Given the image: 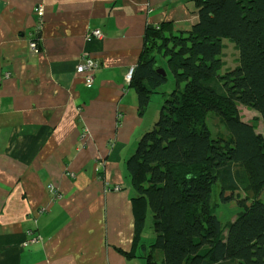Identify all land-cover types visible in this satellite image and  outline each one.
<instances>
[{"label": "crops", "instance_id": "0c3cea01", "mask_svg": "<svg viewBox=\"0 0 264 264\" xmlns=\"http://www.w3.org/2000/svg\"><path fill=\"white\" fill-rule=\"evenodd\" d=\"M192 8L0 0V264H142L125 163L162 101L151 96L140 114L127 74L147 28L188 32ZM85 57L95 62L91 85L76 72Z\"/></svg>", "mask_w": 264, "mask_h": 264}, {"label": "trees", "instance_id": "16d2710c", "mask_svg": "<svg viewBox=\"0 0 264 264\" xmlns=\"http://www.w3.org/2000/svg\"><path fill=\"white\" fill-rule=\"evenodd\" d=\"M190 2L198 22L178 34L168 24L148 27L129 80L140 114L167 81L157 56L176 86L125 163L134 246L151 215L149 253L140 245L146 264H158L154 249L162 264H264V0ZM223 39L234 43L239 66L220 74ZM239 107L258 113L262 133ZM208 113L225 123V134H212ZM217 195L237 202L226 226L212 213Z\"/></svg>", "mask_w": 264, "mask_h": 264}, {"label": "rangeland", "instance_id": "374dc122", "mask_svg": "<svg viewBox=\"0 0 264 264\" xmlns=\"http://www.w3.org/2000/svg\"><path fill=\"white\" fill-rule=\"evenodd\" d=\"M223 50L221 54V59L224 61V67L220 71V74H224L226 71H230L233 68L239 66V52L235 48V45L232 41L229 39H223ZM157 66L161 67L164 71L167 72L166 77L167 81L164 85L160 88V93L152 95V98H159L162 102L160 104V108L166 98L169 97L170 93H172L173 89H175V82L173 80V76L170 73L166 59L162 58L161 56L157 57ZM154 107L152 108V114L156 113L154 112ZM159 112H157V116L155 117V121L159 118ZM240 116L244 122H251L254 123L257 126V131L262 133L263 129H261V122L259 119L258 113L248 110L244 107H239ZM206 124L209 127L212 134H225L226 133V126L225 123L220 120L219 117L216 116L214 113H208L206 118ZM236 193L232 195V198H235ZM229 195V194H227ZM241 195V193H240ZM262 199H264V191L262 192ZM212 204H216V206L212 209V213L220 220V222L223 225H227L229 222H231L235 216L237 215L239 209L237 207V202L235 200L230 201L229 203H223L220 200V197L217 195L214 196ZM151 215L148 216L146 220V226L143 231V238L144 243L147 246V253H149L150 248H148L149 244L152 243L154 234L151 228ZM145 253V252H141ZM152 255L155 257L158 264L163 263V255L162 252L159 249L152 250ZM142 264H145V260H140Z\"/></svg>", "mask_w": 264, "mask_h": 264}, {"label": "built area", "instance_id": "2783aa9c", "mask_svg": "<svg viewBox=\"0 0 264 264\" xmlns=\"http://www.w3.org/2000/svg\"><path fill=\"white\" fill-rule=\"evenodd\" d=\"M40 14L41 13L39 12V15ZM92 36L96 38H100L101 34L99 31L95 30L92 32ZM29 48H30V51H32L33 53L35 54L38 53V45L35 41L30 42ZM94 68H95V62L91 58H87V57L83 58V62L76 67V72L84 76L86 85H91L93 82L92 71L94 70ZM131 74H132V69L127 74L128 81L130 80ZM49 189L52 192H54L52 187H49Z\"/></svg>", "mask_w": 264, "mask_h": 264}, {"label": "water", "instance_id": "95a60500", "mask_svg": "<svg viewBox=\"0 0 264 264\" xmlns=\"http://www.w3.org/2000/svg\"><path fill=\"white\" fill-rule=\"evenodd\" d=\"M156 72H157L158 74L166 75V73L164 72V70H163L162 68L157 69Z\"/></svg>", "mask_w": 264, "mask_h": 264}]
</instances>
